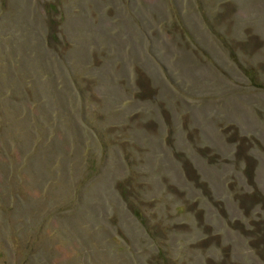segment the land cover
I'll return each mask as SVG.
<instances>
[{
    "label": "rangeland",
    "instance_id": "obj_1",
    "mask_svg": "<svg viewBox=\"0 0 264 264\" xmlns=\"http://www.w3.org/2000/svg\"><path fill=\"white\" fill-rule=\"evenodd\" d=\"M0 264H264V0H0Z\"/></svg>",
    "mask_w": 264,
    "mask_h": 264
}]
</instances>
